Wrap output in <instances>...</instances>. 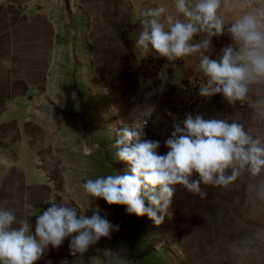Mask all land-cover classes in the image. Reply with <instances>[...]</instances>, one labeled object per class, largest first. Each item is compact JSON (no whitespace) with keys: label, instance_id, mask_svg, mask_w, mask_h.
I'll use <instances>...</instances> for the list:
<instances>
[{"label":"crops","instance_id":"crops-1","mask_svg":"<svg viewBox=\"0 0 264 264\" xmlns=\"http://www.w3.org/2000/svg\"><path fill=\"white\" fill-rule=\"evenodd\" d=\"M161 3L171 0H0V207L33 225L52 202L78 213L87 208V179L127 170L109 126L134 127L139 115L148 119L146 139L166 154L178 85L193 73L201 85L203 77L183 62L143 61L134 43L140 12ZM228 42L214 40L216 52ZM230 111L216 96L201 99L196 113ZM254 185L241 176L228 188L206 186L210 203L237 210L240 251L228 264H264V202L254 198ZM91 207L118 225V206L96 200ZM117 238L115 232L97 247L116 250ZM68 251L66 240L37 264H90L96 255L90 250L78 260Z\"/></svg>","mask_w":264,"mask_h":264},{"label":"clouds","instance_id":"clouds-1","mask_svg":"<svg viewBox=\"0 0 264 264\" xmlns=\"http://www.w3.org/2000/svg\"><path fill=\"white\" fill-rule=\"evenodd\" d=\"M140 26L134 43L144 57L194 67L203 77L197 95L204 101L220 96L231 111L211 118L187 113L182 121L173 116L163 155L159 141L145 138L144 127L110 125L124 174L87 179V208L78 213L52 202L34 225L0 207V264H37L66 240L78 260L94 250L90 264H117L127 249L97 247L119 225L91 207L96 200L159 226L171 218L178 188L203 200L206 186L228 188L247 176L255 182L254 198L264 202V0H171L170 6L142 10ZM222 37L229 42L216 52L213 41Z\"/></svg>","mask_w":264,"mask_h":264},{"label":"rangeland","instance_id":"rangeland-1","mask_svg":"<svg viewBox=\"0 0 264 264\" xmlns=\"http://www.w3.org/2000/svg\"><path fill=\"white\" fill-rule=\"evenodd\" d=\"M209 201L178 188L171 218L159 226L118 206L114 246H123L127 253L117 264H228L239 236L233 220L237 210Z\"/></svg>","mask_w":264,"mask_h":264},{"label":"built area","instance_id":"built-area-1","mask_svg":"<svg viewBox=\"0 0 264 264\" xmlns=\"http://www.w3.org/2000/svg\"><path fill=\"white\" fill-rule=\"evenodd\" d=\"M142 58L146 63H154L159 66L164 64H179L182 62H167L163 59L157 58L154 54L148 57H144L142 55ZM199 86V75L196 73L189 75L178 85V100L170 109V113L172 114L170 115L171 118L175 116L178 120L182 121L185 117V114H196L199 102L201 101V98L197 95ZM147 123V117L139 115L135 118L133 124L134 127L137 125L144 127L143 131L145 133V138ZM68 254H70L69 251Z\"/></svg>","mask_w":264,"mask_h":264}]
</instances>
